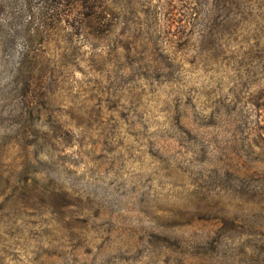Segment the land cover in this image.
Returning <instances> with one entry per match:
<instances>
[{"label":"rangeland","instance_id":"374dc122","mask_svg":"<svg viewBox=\"0 0 264 264\" xmlns=\"http://www.w3.org/2000/svg\"><path fill=\"white\" fill-rule=\"evenodd\" d=\"M104 15L0 24V264H264V0Z\"/></svg>","mask_w":264,"mask_h":264},{"label":"trees","instance_id":"16d2710c","mask_svg":"<svg viewBox=\"0 0 264 264\" xmlns=\"http://www.w3.org/2000/svg\"><path fill=\"white\" fill-rule=\"evenodd\" d=\"M107 0H0V24H59V33L67 32L71 42L74 37L78 39L88 35L90 24H100L105 19V4ZM39 31L38 35L45 32ZM70 32V33H69ZM30 41V40H29ZM22 44L21 58H26L28 49L34 48L41 54L45 44ZM30 52V51H29ZM38 54V55H39Z\"/></svg>","mask_w":264,"mask_h":264}]
</instances>
